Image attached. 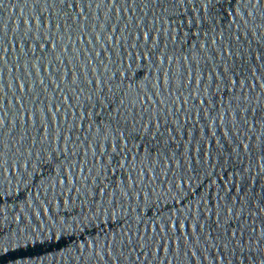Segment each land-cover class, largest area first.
Instances as JSON below:
<instances>
[{
	"label": "water",
	"instance_id": "water-1",
	"mask_svg": "<svg viewBox=\"0 0 264 264\" xmlns=\"http://www.w3.org/2000/svg\"><path fill=\"white\" fill-rule=\"evenodd\" d=\"M264 224V0H0V264H217Z\"/></svg>",
	"mask_w": 264,
	"mask_h": 264
}]
</instances>
